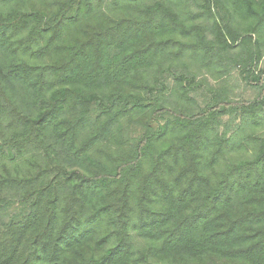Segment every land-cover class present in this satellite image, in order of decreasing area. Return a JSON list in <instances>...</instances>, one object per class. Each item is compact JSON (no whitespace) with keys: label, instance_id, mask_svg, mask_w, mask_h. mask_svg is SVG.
<instances>
[{"label":"trees","instance_id":"1","mask_svg":"<svg viewBox=\"0 0 264 264\" xmlns=\"http://www.w3.org/2000/svg\"><path fill=\"white\" fill-rule=\"evenodd\" d=\"M263 59L264 0H0V264H264Z\"/></svg>","mask_w":264,"mask_h":264},{"label":"rangeland","instance_id":"2","mask_svg":"<svg viewBox=\"0 0 264 264\" xmlns=\"http://www.w3.org/2000/svg\"><path fill=\"white\" fill-rule=\"evenodd\" d=\"M262 66H264V59L259 64V68H262ZM196 81L199 83V87L202 88L200 93L202 94L203 92L207 98L211 94L213 95L220 90L225 92L228 97L232 98L233 100L239 101H250L257 96V89L248 86L237 71H232L223 77H217L215 74H211L204 70V72L197 73ZM197 102L199 106H203L200 96ZM229 118V116H222V123H227ZM260 118L262 126L257 128L255 136L261 137L264 136V115ZM247 149L250 150V148Z\"/></svg>","mask_w":264,"mask_h":264}]
</instances>
